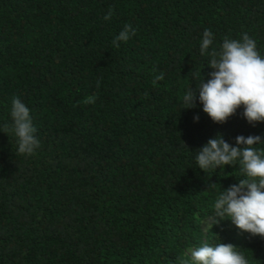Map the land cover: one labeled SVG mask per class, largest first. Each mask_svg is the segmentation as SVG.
<instances>
[{
	"label": "trees",
	"instance_id": "16d2710c",
	"mask_svg": "<svg viewBox=\"0 0 264 264\" xmlns=\"http://www.w3.org/2000/svg\"><path fill=\"white\" fill-rule=\"evenodd\" d=\"M125 24L136 34L114 48ZM205 29L214 47L247 33L264 56V0H0V264H177L221 242L264 264V239L231 220L201 225L245 177L238 166L207 175L195 152L217 133L233 146L264 139L243 108L216 124L197 92L181 109L194 77L213 71ZM13 97L30 109L34 155L2 132Z\"/></svg>",
	"mask_w": 264,
	"mask_h": 264
},
{
	"label": "clouds",
	"instance_id": "9594fccd",
	"mask_svg": "<svg viewBox=\"0 0 264 264\" xmlns=\"http://www.w3.org/2000/svg\"><path fill=\"white\" fill-rule=\"evenodd\" d=\"M112 15L110 8L104 19L109 20ZM135 34L136 29L125 24L114 37L112 46L119 48L121 42L127 43ZM214 40L212 31L205 29L200 55L207 57V66L213 71L207 82L202 72L194 77L199 83L195 84L196 90L191 85L184 92L181 109L195 108L198 92L203 112L216 124H225L240 108L251 126L264 123V56L258 51L256 41L247 33H243L240 39L225 36L218 47L213 46ZM163 78L161 73L155 80ZM95 100V96H90L84 103L94 104ZM10 117L11 123L5 124L2 132L16 138L18 154L34 155L41 146L35 135L37 129L30 109L19 97L12 98ZM198 120L199 116H195L194 121ZM262 143L264 139L259 135H239L233 146L223 134L217 133L195 152L198 168L207 175L215 173L217 168L224 171L225 166H238L245 177L219 192L210 222L203 226L205 232L223 220H231L241 232L264 239V149L257 147ZM216 184L210 183L207 189H215ZM236 249V246L223 242L216 245L204 243L187 249L177 257V264H249L248 258Z\"/></svg>",
	"mask_w": 264,
	"mask_h": 264
},
{
	"label": "rangeland",
	"instance_id": "374dc122",
	"mask_svg": "<svg viewBox=\"0 0 264 264\" xmlns=\"http://www.w3.org/2000/svg\"><path fill=\"white\" fill-rule=\"evenodd\" d=\"M206 222H209V220H204V221L201 222L202 228H203V226H204V224H205Z\"/></svg>",
	"mask_w": 264,
	"mask_h": 264
}]
</instances>
